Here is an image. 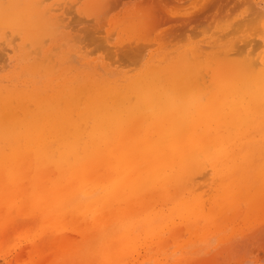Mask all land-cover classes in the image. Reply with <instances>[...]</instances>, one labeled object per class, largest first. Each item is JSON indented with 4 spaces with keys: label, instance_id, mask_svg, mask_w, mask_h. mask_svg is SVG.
I'll return each instance as SVG.
<instances>
[{
    "label": "bare ground",
    "instance_id": "6f19581e",
    "mask_svg": "<svg viewBox=\"0 0 264 264\" xmlns=\"http://www.w3.org/2000/svg\"><path fill=\"white\" fill-rule=\"evenodd\" d=\"M45 1L0 0V55L21 51L0 75V187L40 193L50 230L24 264H178L172 248L216 236L231 264H264V216L226 233L264 213V56L221 63L205 89L194 56L116 80L68 65Z\"/></svg>",
    "mask_w": 264,
    "mask_h": 264
},
{
    "label": "rangeland",
    "instance_id": "374dc122",
    "mask_svg": "<svg viewBox=\"0 0 264 264\" xmlns=\"http://www.w3.org/2000/svg\"><path fill=\"white\" fill-rule=\"evenodd\" d=\"M97 3L100 5L96 6L97 11L94 12L90 8L95 6L87 5L85 0L45 1V4L51 6L54 9L53 13L59 18L56 22L60 27L57 33L60 48L56 51L64 55L68 65L81 66V69L86 68L85 65L96 66L100 73L110 78L132 80L143 74L151 65L166 66V64L179 62L175 65L180 67L183 64L182 59H186L184 61L187 63V60L194 56V69L191 76L198 74V80L191 79V82L205 89L214 83V72L218 68L222 69L221 63L226 62L229 68H235L246 64L248 59L264 56V0H102ZM259 12L262 14L258 16ZM90 19H93L91 23ZM83 20L86 21L83 22ZM74 21L80 23L74 25ZM236 23H238L237 26ZM246 25L249 26V30ZM84 26H87V29ZM89 35L90 37L92 35L91 39ZM53 36L55 37L54 34ZM83 38L86 39L84 42ZM245 41L246 43H243ZM108 51H111V56L108 55ZM240 51L245 52L242 54ZM20 52L17 53L20 54ZM122 52H124L123 56L128 55L127 58H118L122 56ZM18 54L14 55L11 52L5 56L6 60L0 55L3 59V61L0 60V75L5 73L10 75L19 67ZM132 62L135 65H129ZM138 62L140 65L137 67ZM243 195L244 203L246 207H249L250 200L246 194ZM39 196L40 193L29 194L2 183L0 187V264H24L27 259H34L30 246L40 244L49 233L47 215H40L36 210V206L41 202V199H38ZM263 216L264 213L258 214L253 210L249 213V221L243 218V221L229 225L226 233L236 231L238 224L239 228H246L251 223V219L253 221ZM183 237L182 239L187 241L190 235L184 233ZM218 242L219 238L216 236L208 247L205 246L206 244L197 243L177 252H174L172 248L169 252L172 255L170 259H181L178 264H220V262L231 264L240 257L237 253L227 251L225 246L219 245ZM203 246L205 247L202 248ZM192 250L194 251L192 254H185L186 251ZM223 259L226 262H223Z\"/></svg>",
    "mask_w": 264,
    "mask_h": 264
}]
</instances>
